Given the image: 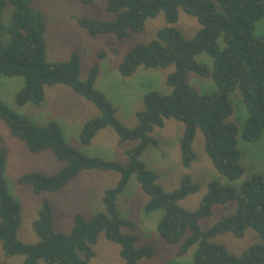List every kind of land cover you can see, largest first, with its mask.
<instances>
[{"label":"trees","instance_id":"trees-1","mask_svg":"<svg viewBox=\"0 0 264 264\" xmlns=\"http://www.w3.org/2000/svg\"><path fill=\"white\" fill-rule=\"evenodd\" d=\"M77 1L91 5L95 0ZM32 2L0 0V76L24 80L15 96L16 105L41 107L46 100V88L64 85L99 111V115L87 121L80 132L82 146H90L96 135L108 127L117 134L121 145L136 144L125 151L126 164L90 157L67 144L58 122L35 124L0 101V120L13 138L24 143L31 153L51 152L59 162L65 163L55 174L31 172L18 179L19 185L29 186L35 195L59 192L83 171H113L120 175L116 186L104 193L105 212L96 213L89 219L76 214L68 234L56 231L53 208L48 201H43L38 218L33 222V230L40 241L26 244L18 240L22 226L21 204L9 193L5 180L7 150L1 148L0 245L5 257H23L22 264H38L39 261L89 264L95 257L94 246L104 234L108 241L120 246L124 264L152 259L156 254L155 246L136 247L140 240L135 234L137 226L123 218L117 206L118 197L136 175L142 191L149 196L144 212L163 210L157 232L165 243L179 246L177 257H183L195 248L194 264H264L262 174L253 173L239 189L211 180L199 208L189 212L181 208L179 202L197 193L199 185L185 176L178 189L166 192L157 183V175L141 160L146 150L159 148L158 140L152 136L154 128H163L166 120L173 119L184 124L179 140L184 168H189L196 160L192 146L196 132L200 130L205 153L216 171L230 182L243 176L238 128L228 119L234 114L231 95L238 90L248 114L243 125V139L254 143L264 133V36H255L256 25L264 18V0H107V12L117 15L114 21L80 19L78 26L91 37L113 35L122 42L129 37V32L143 33L148 19L164 15L166 27L160 29L148 44L131 48L119 66L123 77L133 76L140 67L175 68L166 79L171 92L167 95L148 92L143 98L144 109L136 113L134 128H128L117 118V110L95 88L99 75L97 66L81 80V59L77 52H73L67 61L47 60L44 18L34 10ZM9 6L12 7L11 14L4 19ZM180 10L196 18L201 27L191 39L175 27ZM220 39H223V48L219 45ZM203 53L213 59L212 70L196 61ZM189 73L203 79L211 78L215 90L210 94L199 93L190 86ZM230 201H236V213L202 230L200 221L212 217L213 207ZM124 228L130 232L124 233ZM248 229L258 234L260 243L239 256L211 242L225 234L243 238Z\"/></svg>","mask_w":264,"mask_h":264},{"label":"rangeland","instance_id":"rangeland-1","mask_svg":"<svg viewBox=\"0 0 264 264\" xmlns=\"http://www.w3.org/2000/svg\"><path fill=\"white\" fill-rule=\"evenodd\" d=\"M106 5L107 0H95L91 5H84L77 0L32 2L34 10L41 13L44 18L47 60L67 61L73 52H77L81 59V80H85L90 69L97 66L99 75L95 88L103 93L117 110V118L128 128H134L137 125L136 113L144 109L143 98L148 92L156 91L163 95L171 92L166 79L175 68L140 67L133 76L123 77L119 72V66L131 48L146 45L154 40L157 32L166 27V22L163 14L148 19L143 33L129 32V37L122 42L117 41L113 35L91 37L78 26V21L83 18L114 21L117 15L107 12ZM11 11L12 7L9 6L4 12V19L10 16ZM175 27L187 39L194 37L201 28L196 18L182 10L179 11V20ZM255 36H264V18L256 25ZM219 45L221 48L225 46L223 39L219 40ZM196 61L212 70L213 59L207 54L198 55ZM188 82L201 94H210L216 88L211 78L203 79L194 73H189ZM23 84L22 78L0 76V101L19 115L30 118L35 124L43 125L52 120L57 121L61 125L67 144L87 156L120 164L128 162L125 151L136 143L127 142L121 145L117 134L109 127L101 130L90 146H82L79 136L84 124L99 115L93 104L75 94L70 88L56 85L46 89V101L43 106L29 104L18 107L15 96ZM231 100L234 114L228 121L238 128V148L242 153L241 163L244 168V174L238 181L230 182L216 171L205 153L204 137L200 130H197L192 146L196 160L189 168H184L179 146L184 124L173 119L166 120L163 128H154L152 136L158 140L159 148H149L141 158L147 168L157 175V183L167 192L178 189L185 176H189L199 185L197 193L179 202V206L186 211L194 212L199 208L211 180H218L224 185H232L239 189L253 173L264 176V133L257 142H246L242 132L248 114L238 90L231 95ZM1 148L7 150L5 180L9 193L21 204L22 226L18 231V240L26 244H35L40 240L33 230V221L38 218L43 201H48L53 208L56 231L68 234L73 226L75 214L80 213L85 218H91L96 213L105 212L104 193L115 187L120 179V175L113 171H83L57 193L35 195L29 186L19 185L18 179L31 172L55 174L64 168L65 163L59 162L51 152L31 153L24 143L11 136L8 127L0 120ZM148 200L149 196L142 191L136 175H133L126 191L117 201L122 217L133 221L137 226L135 234L140 240L136 247L152 244L156 248V254L152 259H142L138 264H194L192 253L194 248L185 256L177 257L179 246L169 245L161 239L157 232V224L164 212L158 210L146 214L144 206ZM236 210V201H230L226 205H215L212 217L200 221L201 229L205 231L211 228L234 215ZM123 232L130 231L124 228ZM211 242L222 245L230 254L239 256L260 243V238L254 230L248 229L243 238L225 234L215 237ZM120 249L118 244L108 241L104 234H101L94 246L95 257L89 264H124L120 257ZM23 259L19 256L6 258L0 245V264H22ZM38 264L46 263L39 261Z\"/></svg>","mask_w":264,"mask_h":264},{"label":"crops","instance_id":"crops-1","mask_svg":"<svg viewBox=\"0 0 264 264\" xmlns=\"http://www.w3.org/2000/svg\"><path fill=\"white\" fill-rule=\"evenodd\" d=\"M46 89H47V88H46ZM45 94H46V90H45ZM45 101H46V100H45ZM52 121H53V120H52ZM49 122H50V121H49ZM56 122H57V121H56ZM60 126H61V125H60ZM142 160H143V159H142ZM123 161H124V159H123ZM125 164H126V162H125ZM119 180H120V179H119ZM66 189H67V188H66ZM173 191H174V190H173ZM166 192H167V191H166ZM171 192H172V191H171ZM75 215H76V214H75ZM87 219H89V218H87ZM34 221H35V220H34ZM34 221H33V222H34ZM57 232H58V231H57ZM39 241H40V240H39ZM39 241H38V242H39ZM38 242H37V243H38ZM37 243H35V244H37ZM192 249H193V248H192ZM177 250H178V249H177ZM194 251H195V248H194V250H193L192 253H194ZM23 260H24V259H23Z\"/></svg>","mask_w":264,"mask_h":264}]
</instances>
